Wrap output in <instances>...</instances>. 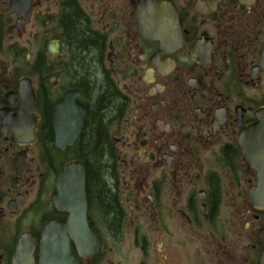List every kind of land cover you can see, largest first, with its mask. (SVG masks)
Listing matches in <instances>:
<instances>
[{
	"label": "flooded vegetation",
	"instance_id": "flooded-vegetation-1",
	"mask_svg": "<svg viewBox=\"0 0 264 264\" xmlns=\"http://www.w3.org/2000/svg\"><path fill=\"white\" fill-rule=\"evenodd\" d=\"M73 8L120 100L107 127L112 222L89 194ZM32 124L34 137L17 135ZM79 163L85 218L59 185ZM69 259L264 264V0H0V264Z\"/></svg>",
	"mask_w": 264,
	"mask_h": 264
},
{
	"label": "trees",
	"instance_id": "trees-1",
	"mask_svg": "<svg viewBox=\"0 0 264 264\" xmlns=\"http://www.w3.org/2000/svg\"><path fill=\"white\" fill-rule=\"evenodd\" d=\"M67 14L65 26L76 63L74 69L78 74L77 79L86 86L88 93V116L81 147L88 167L89 194L100 207L102 220L112 222V213L116 212L117 206L106 182L113 171L107 127L110 119L119 111L120 100L108 79L99 78V41L88 33L86 23L76 8Z\"/></svg>",
	"mask_w": 264,
	"mask_h": 264
},
{
	"label": "water",
	"instance_id": "water-1",
	"mask_svg": "<svg viewBox=\"0 0 264 264\" xmlns=\"http://www.w3.org/2000/svg\"><path fill=\"white\" fill-rule=\"evenodd\" d=\"M27 103L29 105L28 111H32L34 109V95L28 93L27 94ZM32 109V110H31ZM85 117V111L83 114L80 115L79 121L77 123V130L78 132L82 128L83 120ZM77 131L72 133V137L68 140V142H73L76 139V136L78 134ZM64 132L63 133H58V141L62 140V137H64ZM17 135L22 138H31L34 137V124H32L31 130L30 131H25L23 129L19 130L17 132ZM70 175V177H69ZM73 177H72V176ZM66 182H70V186L68 187L69 194H72L71 197L68 200L69 205L74 206V214L81 216L82 214L84 215V218L86 216V211H87V196H86V168L82 163L76 164V165H69L66 166L59 174V185L60 187L64 188V185H66ZM85 220V219H84ZM84 230L86 232V235L88 234L87 226L85 225ZM88 236V235H87ZM86 242L88 237L85 238ZM85 245L87 243L84 242ZM99 246V241L98 238L96 241L93 243V249H97ZM70 253L71 250H70ZM68 264H73L71 259H69ZM75 264V263H74Z\"/></svg>",
	"mask_w": 264,
	"mask_h": 264
},
{
	"label": "rangeland",
	"instance_id": "rangeland-1",
	"mask_svg": "<svg viewBox=\"0 0 264 264\" xmlns=\"http://www.w3.org/2000/svg\"><path fill=\"white\" fill-rule=\"evenodd\" d=\"M132 249H133V246H132ZM135 251H134V249L132 250V253H134ZM123 253H125V252H123ZM132 255V254H131ZM135 262L133 261V263L132 264H134Z\"/></svg>",
	"mask_w": 264,
	"mask_h": 264
}]
</instances>
